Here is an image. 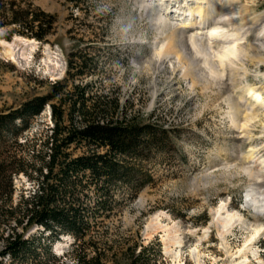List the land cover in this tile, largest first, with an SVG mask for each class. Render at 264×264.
Masks as SVG:
<instances>
[{"label": "rangeland", "instance_id": "obj_1", "mask_svg": "<svg viewBox=\"0 0 264 264\" xmlns=\"http://www.w3.org/2000/svg\"><path fill=\"white\" fill-rule=\"evenodd\" d=\"M11 3L15 9L40 10L53 25L44 42L18 35L12 25L0 27V113L66 83L59 102L74 87L85 88L96 102L116 103L120 115L158 131V147L131 161L150 181L135 190L119 182L110 185L112 202L101 212L90 179L78 192L89 223L86 243L105 264H116L115 255L135 245L153 250L158 245V264H264V216L245 205L250 189H257L254 199L264 196V100L252 102L250 113L244 92L246 86L264 92V48L251 49L257 46L252 32L238 41L246 59L233 58L211 76L202 59L195 60L198 65L190 61L192 51L189 58L177 50L168 53L170 33L180 26L162 17L164 0H0L4 23ZM169 3L173 10L185 6L184 20L189 19L190 0ZM225 7L235 26L264 19V0H227ZM203 36L198 44L210 68L223 44ZM52 127L47 106L26 135ZM70 152L77 157L86 151L72 146ZM248 155L251 162L242 161ZM14 184V203L34 188L23 176ZM39 231L32 227L24 236H39ZM73 244L72 237L61 236L51 245L55 260H40L72 264ZM4 245L0 237V252ZM0 261L10 264L7 258Z\"/></svg>", "mask_w": 264, "mask_h": 264}, {"label": "trees", "instance_id": "obj_2", "mask_svg": "<svg viewBox=\"0 0 264 264\" xmlns=\"http://www.w3.org/2000/svg\"><path fill=\"white\" fill-rule=\"evenodd\" d=\"M9 6V22L0 20V27L12 25L18 35L44 42L53 18L40 10L15 9L12 3ZM71 70L72 63H68L66 74ZM65 84H53L49 94L0 113V237L5 244L0 260L7 258L10 264H43L40 256L45 262L55 260L51 245L61 236L74 239L69 252L72 264H105L102 254L85 240L89 223L78 196L86 186L84 180L90 179L96 189L98 212L106 211L112 202L110 185L119 182L135 190L150 181L131 161L137 162L142 153L158 147V131L120 115L116 103L96 102L87 96L85 88L74 87V92L66 93L59 102V91ZM47 106L53 127L27 137L31 123ZM72 146H82L86 152L73 157ZM20 176L34 188L14 203V183ZM32 227L42 231L39 236L25 238ZM155 247H128L115 255L114 262L158 264L161 256L158 245Z\"/></svg>", "mask_w": 264, "mask_h": 264}, {"label": "bare ground", "instance_id": "obj_3", "mask_svg": "<svg viewBox=\"0 0 264 264\" xmlns=\"http://www.w3.org/2000/svg\"><path fill=\"white\" fill-rule=\"evenodd\" d=\"M156 1L158 2V0H153V3ZM170 1L173 0H168V1L164 0V2L167 3L168 10L165 14L162 13L163 14L162 17L164 16L167 17L169 10L172 11L178 10L181 13V14L179 13L178 17L180 16L179 18L184 22V24L181 25L179 24V21H176L180 26V30L172 31L170 33L172 40L170 41L171 44L167 49L168 53L171 54L172 51L177 50V52L179 51L183 52L185 57H188L187 52L191 54L190 52L192 51L193 56L190 61L194 63L195 60L199 58L202 59L203 60V62L201 60L202 65L208 67V71L211 76H216V74L219 73V69H223V68L225 69L226 68L225 66H227L226 64L231 63V59L233 58L237 59L240 62H242L241 61L242 58L244 59L245 57L246 59L247 54L246 52H244L246 50H243L242 49L243 47L238 46V41H240L243 37L248 35L249 32H252V34L255 37V41L257 42L256 48H251V49L259 50L261 48H264L263 46L264 19L256 20L255 22H247V23L245 21L244 24L240 23L235 26L232 21V15H228L229 13H227L226 11L227 7H225V4L227 3V0H190L192 8H188L186 10V13H189V15H187L189 17L187 21L184 20L186 14L185 15L182 14V11L185 8V6H181V7L175 6L176 8L173 10L171 9L172 4L169 3ZM191 19H192V23L189 22L191 21ZM195 20L199 21L200 23L196 24ZM224 26H226L225 27L226 30H223ZM193 27H195V32H191L188 29ZM184 35H191V36H188V39L184 40L183 39ZM201 36H203L207 42H210L212 39V41L215 42L216 40H219V43L223 44V46L220 45L221 46L220 49H216V52H214L213 54L214 56H212L211 59L214 58L215 62L214 65L211 64L210 68L208 66L209 63H207L205 58L207 56V53L203 52V50L199 48L200 46L198 44L199 41L198 38H200ZM164 48L165 45L161 47V50ZM182 60H183V55L181 56V58H179L177 62L181 64ZM194 64L198 65V63H194ZM184 71L186 73V70ZM244 92H248L247 94L250 98L249 100L245 101V104L246 106H249L251 108L250 113H253L254 110H253L252 102H255V104H259L258 102L263 101L264 97H262V95H264V92L256 91L254 88L250 86H246V90H244ZM231 121H232L231 123L234 124V120ZM243 160L249 163L251 162L252 158L250 155H248V157L242 159V161ZM256 190L257 189H250L249 192H247L245 205L246 207H248V209L254 211L255 216L261 218L264 216V196L259 199H254L253 196L258 194ZM227 226H228V222H225L224 227ZM175 245L176 246L179 245V242H175ZM164 251H165L164 254H167L166 247L164 248Z\"/></svg>", "mask_w": 264, "mask_h": 264}]
</instances>
